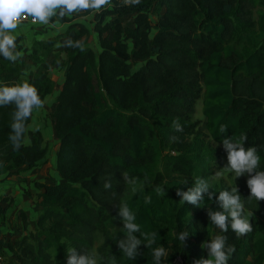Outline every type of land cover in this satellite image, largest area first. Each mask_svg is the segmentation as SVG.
I'll use <instances>...</instances> for the list:
<instances>
[{
    "label": "trees",
    "instance_id": "1",
    "mask_svg": "<svg viewBox=\"0 0 264 264\" xmlns=\"http://www.w3.org/2000/svg\"><path fill=\"white\" fill-rule=\"evenodd\" d=\"M109 5L99 12L66 16L59 20L67 24L63 34L35 42L30 59L36 70L29 79L23 62L11 63L0 56V84L26 79L44 101L55 93L49 69L56 66L63 73L49 116L58 141L54 161L58 182L35 183L41 191L40 210L31 237L5 242L0 232V252L12 257L8 264H67L70 247L81 254L95 249L97 257L112 258L114 264H152L144 245L139 246L143 254L136 261L127 259L116 244L111 247L114 239L108 238L106 225L122 224L114 219L117 208L112 205L118 203L129 205L142 232H158L157 246L168 251L161 264L177 258L192 264L194 259L207 258L201 244L212 238L215 229L207 208L222 210L218 196L209 200L204 194L201 207H195L176 195L178 188L192 187L181 183L184 179L176 177L167 185L159 174L151 179L149 167L160 148L150 124L154 118L173 125L178 120L184 128L200 103L199 131L222 148L223 137L217 134L221 126L227 137L246 134L245 146L257 148L261 158L257 170L264 171V12H256L262 26L251 29V13L264 6V0H141L138 5L111 0ZM89 15L99 41L98 54L83 45L91 31L78 19ZM234 35L251 49L248 54L230 43ZM69 39L80 41L83 50L66 44L59 49L60 41ZM13 110L12 105L0 107V177L6 178L45 162L47 154L42 131L28 132L30 144L13 150L8 139ZM123 172L141 184L127 198ZM245 175L238 189L244 211L251 215L252 231L237 236L229 228L222 233L226 246L235 249L228 264H264L260 224L264 200H246L250 190ZM109 178L112 187L105 189ZM156 186L166 194L153 191ZM145 196H151V203H144ZM183 231L190 234L185 247L178 239ZM97 232L102 236L98 245ZM116 234L123 238L122 232Z\"/></svg>",
    "mask_w": 264,
    "mask_h": 264
},
{
    "label": "clouds",
    "instance_id": "2",
    "mask_svg": "<svg viewBox=\"0 0 264 264\" xmlns=\"http://www.w3.org/2000/svg\"><path fill=\"white\" fill-rule=\"evenodd\" d=\"M141 0H121L122 5H138ZM111 3V0H0V56L5 60L16 63L23 56L22 51L17 47L16 31L20 24L31 18L33 24L50 26L56 28L59 20L66 16L78 15L82 12L95 13ZM54 18H58L54 21ZM66 46L76 47L83 50V45L80 41H72L71 39L65 42ZM14 106L11 114L10 134L8 139L14 151H19L22 146L27 145V133L29 131L39 132L40 128L37 125H29L35 113H39L45 108V101L39 95L37 88L26 79H21L12 84H0V107ZM175 130L183 131L179 121L173 122ZM227 129L221 126L217 134L221 135L222 146L227 151V164L219 169L215 174L220 175V170L234 173L235 178L244 174H248L246 181L247 187L250 190V195L246 200L255 199L257 202L264 200V171H258L260 167V156L257 148L254 146L246 147L247 136L240 133L238 136H224ZM123 183L125 185H134L136 178L130 177L127 172L121 173ZM181 183H187L185 180ZM112 187L111 178L104 183L105 189ZM208 182L203 178L194 180V185L188 187L187 190L177 189L176 195L180 197V201L191 204L195 207H201L204 202V194L206 193L209 200L215 195L214 191H209ZM153 191L157 194L165 193L164 188L156 186ZM113 199L116 194L113 193ZM219 207L222 211H217L207 208V216L209 222L219 230V233H227L229 227L237 236L246 235L252 231V224L245 214L244 203L241 200L239 189L234 188L219 191L216 197ZM144 203H151V196L144 197ZM117 208V217L122 221L123 238H118L117 234L114 237L120 252L127 259L135 260L142 255L139 251V246L144 245L150 250L152 256V264H161L162 259L168 256L165 247L157 246V237L159 236L156 230L148 233L142 232L141 226L136 223V214L127 203L113 204ZM214 235L210 240L204 241L201 244L203 249L207 250V258L201 257L194 259L192 264H228L229 255L235 251L231 246H226L227 237L222 234ZM189 233L186 231L178 234L179 241L186 246ZM143 239L148 243H143ZM67 264H103V258H98L93 252L83 250V253L77 251L75 247L66 249Z\"/></svg>",
    "mask_w": 264,
    "mask_h": 264
},
{
    "label": "rangeland",
    "instance_id": "3",
    "mask_svg": "<svg viewBox=\"0 0 264 264\" xmlns=\"http://www.w3.org/2000/svg\"><path fill=\"white\" fill-rule=\"evenodd\" d=\"M109 7L110 5H107L103 9ZM258 10L264 12V6L258 7L256 10H254L253 13H251L253 21V26H251L252 30L258 29L262 26V23L259 22L258 15H256V12ZM91 22L93 23L92 19ZM237 25L240 26L242 24L241 22H237ZM89 30L92 32V27L89 28ZM240 30L246 31V28H240ZM230 43L236 48V50L240 51L242 54H248L251 51V49L245 47L243 43L240 42L237 35H234L231 38ZM83 45L92 47V49L97 52V50L99 49L98 38L92 35L91 38L89 37V39L83 43ZM56 76V74L52 75L55 80H57ZM39 113H35L33 115L31 125L34 124L40 127L41 123L40 131H42L45 135V138L48 139V144H50L47 145L46 143V147L47 151H49L50 155H52L55 152L56 145H54V138L50 137L49 134V121L46 120L47 117H42V115H39ZM199 121H202L200 103H198L195 107V113L192 116L190 125H185L183 131H181L180 136L183 135L182 138L178 137L179 132L175 133V126L171 123V121L164 122L156 118L150 120L154 135L160 142V148L156 152L155 164L149 167L151 179H154L155 176L159 174V179H163L167 185L174 178L180 177L191 184V186H193L195 179L203 178L208 182L209 187L211 188L209 189V191H214V196H218L219 191L225 189L230 190L235 186L238 187L246 179V175L244 174L240 177L235 178L234 173H229L222 170H220V175L215 174L219 169L226 166L227 153L224 148L214 143L206 135V133L199 131L197 126ZM29 132L34 133L32 131ZM29 134L30 133H28V136ZM48 180L50 181V179ZM140 186L141 184L138 182H136L134 185H128L125 197L127 198L128 196H130L131 193ZM245 214L250 220L251 215L248 213ZM260 224L261 228L264 229V219H260ZM122 226V224L117 225L115 223L107 224L106 228L108 230V238L110 240L114 239L116 232L119 231V228H121ZM213 232L214 236L219 233V230L215 228ZM95 239L96 245L102 243V236L100 232H97L95 234ZM115 244L116 243L113 241L111 243V247H113ZM107 249H110V247L108 246ZM93 253L96 254L95 249L93 250ZM53 254L58 258V253L56 251H54ZM4 258L6 264H8V261L12 259V257L9 256H4ZM103 264L114 263L112 261V258H108L103 259Z\"/></svg>",
    "mask_w": 264,
    "mask_h": 264
},
{
    "label": "crops",
    "instance_id": "4",
    "mask_svg": "<svg viewBox=\"0 0 264 264\" xmlns=\"http://www.w3.org/2000/svg\"><path fill=\"white\" fill-rule=\"evenodd\" d=\"M92 16H86L79 18L78 20L85 24L89 29L93 27L94 23L91 22ZM56 18L54 19V21ZM67 27L66 23H58L56 28L50 26L40 25L31 27L27 24H20L16 31L17 35V47L22 51L23 56L17 62H23L25 64L24 73L26 79H29L31 74L35 72L36 66L30 59L31 47L35 42L46 41L47 39L54 38L64 33ZM92 35H97L91 32ZM98 38V37H97ZM59 49L65 47L63 40L58 44ZM92 48V47H90ZM93 49L95 54H98ZM61 59H65V54H60ZM56 74L55 80L52 75ZM48 76L55 83V93L53 96H49L45 99V108L40 111L39 115L47 117L49 121V134L54 138V145L56 149L54 154L50 155L47 151L45 162L44 160L38 162L34 166L28 169H21L18 175L11 177H0V232L5 236V242L14 241L17 238L28 236L31 237L38 218L39 206H38V194L41 192L35 187V183L52 184L58 182L56 173L54 171L55 153L58 146V141L54 137L51 120L49 116L54 111V97L58 93L60 85L63 81V73L58 67H52L49 69ZM32 122L30 123V125ZM41 128V123L40 127ZM27 145L30 144L31 139L27 136ZM48 144V139L45 138V143ZM52 145V146H54ZM50 179V181L48 180Z\"/></svg>",
    "mask_w": 264,
    "mask_h": 264
},
{
    "label": "built area",
    "instance_id": "5",
    "mask_svg": "<svg viewBox=\"0 0 264 264\" xmlns=\"http://www.w3.org/2000/svg\"><path fill=\"white\" fill-rule=\"evenodd\" d=\"M21 24H27V25H29L31 27H34V26H37L39 23L33 24L31 22V18H28V19L24 20ZM0 264H6L5 263V258L1 254V252H0ZM172 264H183V263H182V260L180 258H177V259L174 260V262Z\"/></svg>",
    "mask_w": 264,
    "mask_h": 264
}]
</instances>
